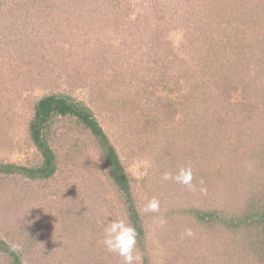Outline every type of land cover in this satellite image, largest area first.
I'll use <instances>...</instances> for the list:
<instances>
[{"label": "trees", "instance_id": "obj_1", "mask_svg": "<svg viewBox=\"0 0 264 264\" xmlns=\"http://www.w3.org/2000/svg\"><path fill=\"white\" fill-rule=\"evenodd\" d=\"M64 13L72 18L78 17L79 23L87 22V37L93 32L97 34L96 40L89 39V45L85 43L82 46V65L74 78L81 73L86 79L90 75L93 77L96 74L91 70L92 65L101 66L99 69L103 71L98 77L102 79V86L99 94L104 99L100 104L104 105L105 111L101 109L98 114L87 102L66 92L44 94L30 106L34 115L29 121L28 130L42 159L32 166L2 161L0 175L6 176V180L12 174L24 173L23 177L46 180L48 184L38 182L37 187H30L25 183L30 187L23 188L26 197L36 202V214L31 217L26 216L27 206L21 208L20 199L16 200L17 197L11 195L14 194L13 189L7 188L6 192L10 195L6 202L3 198L0 200V220H7L0 223V227L8 228L9 231L18 227L22 230V233L18 231L20 240L17 243L0 236V253L8 258L6 264H26L27 258L32 264H122V257L109 253L101 239L107 223L117 218H126L137 229L136 247L143 257L142 264H157L152 256V218L158 220L156 232L159 236L176 232L175 255L165 261L167 264H174L176 260L181 264H228L233 258L234 264H264V153L261 148L264 146V77L257 80L258 74H253L257 69L259 74L264 73V63L258 66L254 56L245 60L242 54L239 55L240 51L233 48L241 42L248 49H260V62L264 60V32L259 27L264 26V0H3L0 3V17L10 14L20 17L22 22L27 17L49 20ZM57 26L60 27V24ZM106 29L114 30L117 35L139 34L140 40L137 42L142 48H147L142 54L147 59L141 68L155 72V75L161 72L158 78L153 77L155 79L150 81L144 76L143 80V75L139 76L140 71L133 70L130 62L126 70L123 69L124 72H121L122 66L112 68L115 63L110 52L112 43L102 38L106 33L100 34ZM181 29L187 31L183 35L186 40V43L183 42L185 57H180V50L175 45L177 39L172 38L174 32ZM255 31L263 38L257 46L249 42ZM124 36H117V41L120 39L123 42ZM40 38L38 32L30 34L28 40L32 49L23 53L22 49L16 48L20 59L11 61L5 68L0 67V78L22 81L23 89L31 93L36 88L45 89L55 82L58 79L56 60L51 62L52 67L48 63L38 69L39 60L36 58L42 53ZM221 48H224L223 52ZM197 50L205 52L207 60L201 61L202 52L199 56ZM253 52L255 56L258 53ZM24 56L28 57V62L22 63L21 58ZM173 59L174 66L181 73L177 79L167 74V66L172 65ZM246 61H250L251 65ZM192 67L199 71L194 84L192 79L196 75L190 72ZM111 70L112 73H109ZM126 74H135L136 78ZM185 77H188V85L191 84V91L186 94L180 88L181 78ZM145 82L149 87L144 86ZM86 87L92 91L98 89L91 82ZM147 91L152 94L145 99ZM156 92H170L174 97L181 94L184 100L175 97L174 102H169L172 104H162L163 108L157 106L159 111L154 114H140L146 105L150 106L152 95ZM198 93L204 95L191 97ZM216 94L226 100L225 109L217 106L201 107L202 100H209ZM185 96L189 97L186 99ZM102 112L116 120L117 138H113L104 126ZM179 114L189 116L188 122L206 118V132L198 134L189 127H183V137L195 139V149L187 151L176 146L173 163L164 161L163 156H158L156 161L151 160V163L155 165L159 162L157 164L163 167L164 175L169 173L175 176L181 169H190L191 185L178 183L174 179H158L157 191L174 198V206L159 208L156 213L143 212L145 200L139 187L147 182L148 176L141 175V179L140 174L131 172V163L124 161L117 142L120 139L122 144L121 139L129 140L130 134H133L135 151L144 153L146 147L143 145L148 141L147 132L152 125L156 127L162 122L170 123L173 119L178 121L182 117H177ZM123 115L125 119L122 121ZM152 119H155L154 124ZM60 120H70L82 129V133H89L93 138L94 151L90 152L93 157L88 159L91 166L87 167L86 173L92 175L98 169L104 170L113 196L119 198L117 202L123 207L122 212L115 214V200L103 197L104 191L99 195L89 188L93 184L89 183L92 176H89L91 179L87 176L82 178L85 185L83 190L68 191L74 186L73 183L68 181L62 188L63 182L55 180L60 167L62 171L69 168L67 165L61 166L57 151L51 144L56 134L54 125ZM207 139H215L219 148L212 147L210 152L206 150ZM252 158L257 179L253 175L248 179L242 176L238 183V180L229 176L230 166L227 167L228 171L224 169L219 172L224 159L239 160L241 167L242 162ZM258 160L263 161V164H259ZM257 164L263 167L259 174L256 172L260 170L256 169ZM57 182L59 186H55ZM3 188L0 187V190ZM81 190L79 195L78 191ZM91 194L94 197L98 194L94 202L90 199ZM190 195L194 199L190 201L191 205L180 203ZM186 224L189 229L194 227L193 231L205 225L213 235L222 236V241L217 242V248L220 249L216 250L215 246V249L208 247L204 250L199 246V240L193 244V255L185 261L189 255L186 252L188 248L184 246L187 240L178 228L181 225L186 227ZM171 226L178 228L172 231ZM94 227L97 232L94 231L89 238L87 232L95 230ZM55 233L57 238L52 239ZM30 237L36 245L30 246L27 241ZM62 240H65V245H61ZM42 243L46 244L43 250L39 247ZM98 250H102L103 256L95 260ZM106 252L109 256L105 255Z\"/></svg>", "mask_w": 264, "mask_h": 264}, {"label": "rangeland", "instance_id": "obj_2", "mask_svg": "<svg viewBox=\"0 0 264 264\" xmlns=\"http://www.w3.org/2000/svg\"><path fill=\"white\" fill-rule=\"evenodd\" d=\"M3 0H0V3ZM71 17V16H70ZM67 14H63L62 16L58 17H51L49 20L37 18V17H27L25 18L24 22L21 21L20 17H14L10 14H6L3 17H0V67L5 68L10 65L11 61H15L20 56L16 53L15 49L18 48V50L22 49L21 51L25 53L29 49H32V45L30 44V41L28 40L29 35L34 33L41 34L40 38V45L42 47V53L37 56L36 60H39V68L41 69L43 65L48 64L51 66V62L53 60H56L58 62V66H56V72L58 75V79H56L55 82L50 83L47 88L42 89L36 88L35 92H29L25 91L23 89V83L19 80H13V79H2L0 78V162L5 161L9 163H17L20 165H26V166H32L35 165L36 162L40 161L41 153L39 149L33 144L30 134H29V121L32 119L34 113H31L30 106L34 103L36 98L41 97L44 94L50 93V92H66L67 94L73 95L76 98H79L78 100H83L87 102L92 108L95 109V111L99 114V111L103 109L105 111L104 105L102 106L100 103L104 101L102 99V96H100L99 90L101 89V78L98 77L100 73H102L103 69L100 70L99 68L101 66H95L92 65L93 68L91 70L94 71L95 76H89L88 79L81 73L78 74V77L74 78V75H76L77 70H79V67L82 65V46L86 43V45H89V39L90 40H96L97 34L93 32V35L87 37L85 35V30L87 27V22L83 24V21L79 23V19L77 18H70ZM22 23V25H21ZM103 23V22H102ZM60 24V27L57 25ZM260 29L262 30V33L264 32V26L260 25ZM100 29V28H99ZM103 29V28H102ZM27 32V33H26ZM102 38H107V41H109L110 45V52L113 54V57L115 58V63L112 65V68L119 66H122L121 72H124L126 69L125 67L130 62L131 67H133V70H139V76H142V79L146 77V79L153 81L155 78H158V75L161 74L159 72L155 75V72H152L150 70H146L141 68L144 63L146 62V58L142 57V54L145 52L144 50H147V48H142L141 44L137 41L140 40L139 34H130L131 36H124V35H117L114 30L106 29L105 32H101V35H104ZM187 33L186 30L181 29L180 31L176 30L173 35V39H177L175 42L176 48L180 50L178 53H180V57H185L186 55V49L184 47V43H186L185 40V34ZM184 35V36H183ZM117 36H124L123 42L120 41V39L117 41ZM252 39L249 40V42H252L257 46V43L262 41V37L258 32L255 31V35H252ZM26 39V40H25ZM184 42V43H183ZM123 43V44H122ZM105 44V43H104ZM237 44V43H236ZM238 47L236 45L228 46L233 47L235 51L239 52V55L242 54L244 59L246 60L248 57L254 56V62L258 64V66H261V63H264V60L260 62L259 52L260 49L251 48L248 49L242 45L243 43H239ZM145 44H142L144 46ZM146 46V45H145ZM184 49V50H181ZM177 50V51H178ZM224 48H221L220 51L223 52ZM258 53H257V51ZM257 53L255 56L254 52ZM184 52V54H182ZM199 56L202 52L201 50L198 51ZM228 51H226L227 53ZM242 52V53H241ZM249 52L251 54H249ZM173 53V52H172ZM57 54V55H55ZM250 55V56H249ZM35 55H33L34 57ZM207 54L205 52H202V56L200 57L202 60H207ZM30 57V58H33ZM62 58V59H61ZM20 59V58H19ZM22 59V63L27 61L28 57L24 56ZM143 60V61H142ZM172 65H168L169 68L168 75L169 76H175L177 79V76H180V70L178 67L174 66V59L172 60ZM248 62V65H251L250 61ZM171 63V62H170ZM167 68V69H168ZM124 69V71H123ZM1 70V69H0ZM109 70V69H108ZM166 70V69H165ZM162 70V71H165ZM105 71H107L105 69ZM109 73H112L111 71H108ZM196 76L192 79L193 84L195 83V80L199 74V71L192 67L191 71ZM87 73V71H86ZM256 73L258 74L256 76ZM260 72L258 69L253 73L257 80H261L264 77V73L259 74ZM131 75L136 78L135 74H126ZM262 75V76H261ZM145 76V77H144ZM80 77V78H79ZM155 77V78H153ZM32 78V77H31ZM7 79V80H6ZM153 79V80H152ZM146 80V82H148ZM175 81V78H174ZM188 77L181 78L182 86L180 85V88L183 90V92L186 94V92L191 91L189 89V84L187 83ZM88 82L93 83L98 87V89H94L92 91L91 89H88L86 85ZM144 85L145 87H149V84L146 83ZM148 84V86H147ZM41 87V86H39ZM127 87V84L125 85ZM27 90V89H26ZM182 92V93H183ZM160 93L159 95H157ZM152 93L149 94L147 91V94L145 97H150ZM171 94V95H170ZM169 95V96H168ZM191 95L192 98L200 97L201 95H204L203 93H198ZM152 99L150 101V106L146 105L144 108V111H140V114L143 113H152L154 114L156 111H159L157 106L162 107V104L170 105L174 102V99L178 100H184V96L182 97L181 94L179 96L172 95L170 92H156L152 95ZM189 96H185L187 99ZM223 99V100H222ZM168 101V102H167ZM201 104L203 106H217L221 109L226 108V100L221 97V95H215L211 96L209 100H202ZM103 113L104 120V126L106 129L109 130L110 135L113 138H117V131L118 128L116 126V120L110 118L107 114ZM101 113V115H102ZM182 117H181V116ZM197 114V116H199ZM177 117H181L180 120L174 121V119L170 123H164L159 124L156 127H153L149 129V132H147L148 135V141L145 143L146 152L141 153L139 150L135 151V138L134 135L130 134L129 140H122L120 144V139L117 142V145L119 146L120 152L122 154V157L124 161L131 163V172L135 174H140V177L142 179L141 175L148 176L147 182H144L143 185H140L141 188L139 189L143 193V198L145 200V204L147 201L153 197H155L159 201V208H168V206L172 207L174 206V198L169 197L164 192H161L160 190L157 191V181L160 178H163L164 174L162 172V166L158 165L156 162L153 166L151 163V160L156 161L155 159L158 158V156H163V160L166 162L173 163L175 160L176 151L174 150V147L178 146L180 149H186L187 151L194 150L196 147V141L195 139L191 138H184L182 134V128L189 127V129L193 130L194 132H198V134H202L203 132H206V118L199 119L200 121L196 122H188L189 116H186L184 114H179ZM192 117V116H190ZM195 117V116H194ZM123 118L125 119V116L123 115ZM129 119V117H128ZM187 122H184L186 121ZM154 120L152 119V124H154ZM196 125V126H195ZM54 130H56V134L53 135V140L51 139V144L54 147L55 151H57L58 160L59 163L62 165H67L69 168L66 171H62L61 167L59 172L55 175L56 181L63 182L62 188L66 185V183L69 181L70 184L73 183L74 186L71 188H68L69 190H79L85 188L83 185L82 178L87 176H92L93 179L89 180V183H93L92 187H89L94 192H98L99 195L104 191V196L110 198V201H114L113 206L115 207V214L120 213L123 211V207L117 200L119 198L114 195V192L112 191V188H109V178L107 174L102 169H98L94 173L87 174L86 169L87 167L91 166V163L88 162V159L91 160L93 157L90 153L94 151L95 142L93 141V138L89 135V133H82L80 130H82L79 126L76 124H73L70 120H60L55 125ZM193 126V127H191ZM197 127V128H195ZM195 128V129H193ZM205 130V131H204ZM211 130V129H210ZM231 131V130H230ZM62 139L65 141V143L62 141ZM54 141V142H53ZM133 144H132V143ZM175 143V145H174ZM208 143V150L210 152V149L212 147H218L216 144V140H209L207 139ZM170 145L172 148H170ZM167 146V148H166ZM219 148V147H218ZM264 153V146H261ZM168 149L167 152L165 150ZM164 151V153L162 152ZM90 153V154H89ZM206 153V152H205ZM154 158V159H153ZM259 164H263V161L258 160ZM259 164L256 165V169L260 168V170L256 171L257 174L263 169ZM230 166V177L233 180H239L243 177L245 179H248L253 175V177H257L255 174V170H253L254 166V159L247 162H242L241 167L239 164V160H223L220 164L219 172H223L224 169L227 170V167ZM241 172V173H240ZM24 173L20 174H12L10 176H7V179L5 180L6 176L0 175V187L4 190H0V194L2 197H0V200H3L6 202L8 200V194L6 192L7 188L13 189L14 194L17 199H20V205L21 208H25L24 206H27L25 213L27 217L33 216V214H36V202L33 200L29 201L30 198L26 197V190L23 188H30V187H37L36 184L38 182L46 183V180H32L27 177H23ZM25 175V174H24ZM243 176V177H242ZM257 179V178H256ZM153 180V181H152ZM165 180V179H163ZM140 181V180H139ZM31 185L30 187H27L26 184ZM141 183V182H139ZM159 183V181H158ZM142 184V183H141ZM59 186V182L55 186ZM81 191H78L79 195L82 193ZM101 190V192H100ZM28 192H31L28 190ZM70 193V192H69ZM6 194V195H5ZM33 194V193H32ZM34 195V194H33ZM96 194L94 197L92 194L90 196V199L92 202H94L97 198ZM236 195V194H235ZM32 197V196H31ZM141 197V198H142ZM10 199V198H9ZM102 199V196H101ZM192 196L185 197L184 200L180 201V203H184L186 205H191L192 202ZM194 200V199H193ZM1 202V201H0ZM8 202V201H7ZM10 203V202H9ZM144 203V202H142ZM11 206H13L12 202L10 203ZM112 205V203L110 204ZM17 208V207H16ZM16 208L14 209L15 211ZM117 215V214H116ZM115 215V216H116ZM25 216V217H26ZM7 221L6 219L0 220V223ZM177 221V220H176ZM158 220L156 218H152L151 222V232L150 237H152V245L154 251H152V256L154 258V263L157 264H167L165 261L170 260L172 257H174L175 252L174 249L176 246H174V241L176 242V232H170L168 236H159L157 234V225ZM28 226V225H27ZM179 226V225H178ZM177 226V228H178ZM31 227V226H29ZM95 230L90 229L87 232V235L89 238H91L94 234V231L97 232V228L94 227ZM174 226H171L172 231H176ZM194 227H192L193 229ZM32 229V228H30ZM28 229V230H30ZM178 229H181V235H184L186 237L187 242L184 244L188 249L186 252H189V255L185 261H188L189 256L192 254L193 244L198 243L199 246H202V249H206L208 247H211L216 250L220 249L217 248L218 241H222V236L218 234H212L210 232V229L206 227L205 225L201 229L192 230L188 228V225L186 224V227L181 225ZM22 230L18 228L12 229L11 231L8 230V228L0 227V236L10 242L17 243L20 238L19 234ZM179 231V230H178ZM186 233V234H185ZM19 235V236H18ZM86 235V236H87ZM52 239L57 238V234L55 233L52 235ZM64 238V237H63ZM76 238V237H73ZM72 238V239H73ZM101 239H103L101 237ZM69 240V239H68ZM77 240V239H76ZM30 244H35V242H32L31 237L29 240H27ZM65 240H62L61 245H65ZM79 241V240H78ZM33 245V246H34ZM46 244L42 243L39 247L41 250L44 249ZM38 247V248H39ZM186 252L184 254H186ZM208 253H210L208 251ZM106 256H109V253H105ZM193 255V254H192ZM102 250H98V253L95 254V260L101 258ZM3 253H0V264H6L8 258L5 257ZM94 260V261H95ZM174 262V261H173ZM235 259H230L228 264H234ZM31 260L27 258L26 264H30ZM32 264V263H31ZM93 264V263H91ZM95 264V263H94ZM174 264H181L178 260L175 261Z\"/></svg>", "mask_w": 264, "mask_h": 264}, {"label": "clouds", "instance_id": "obj_3", "mask_svg": "<svg viewBox=\"0 0 264 264\" xmlns=\"http://www.w3.org/2000/svg\"><path fill=\"white\" fill-rule=\"evenodd\" d=\"M163 178L165 180L174 179L178 183L189 186L192 181L190 169H181L175 176L166 173ZM142 211L158 212L159 201L155 197L149 199ZM137 237V229L126 218H117L109 221L105 226L102 242L109 253L122 257V264H142L143 257L136 247Z\"/></svg>", "mask_w": 264, "mask_h": 264}]
</instances>
